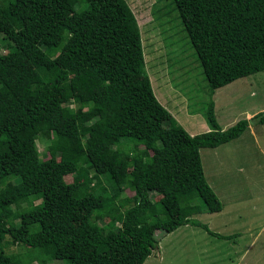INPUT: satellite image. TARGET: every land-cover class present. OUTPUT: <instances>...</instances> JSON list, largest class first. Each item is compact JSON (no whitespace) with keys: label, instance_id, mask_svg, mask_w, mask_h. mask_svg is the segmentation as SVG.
<instances>
[{"label":"trees","instance_id":"obj_1","mask_svg":"<svg viewBox=\"0 0 264 264\" xmlns=\"http://www.w3.org/2000/svg\"><path fill=\"white\" fill-rule=\"evenodd\" d=\"M171 3L210 95L264 70V0ZM0 36V264H143L158 231L236 235L191 216L223 208L200 149L235 140L249 120L222 129L209 100L207 131L178 124L153 92L126 0H0ZM250 120L264 124V110ZM14 244L30 250L8 253Z\"/></svg>","mask_w":264,"mask_h":264},{"label":"rangeland","instance_id":"obj_2","mask_svg":"<svg viewBox=\"0 0 264 264\" xmlns=\"http://www.w3.org/2000/svg\"><path fill=\"white\" fill-rule=\"evenodd\" d=\"M126 2L137 19L145 70L153 92L178 124L192 135L207 131L205 112L209 100L214 102V113L222 129L240 119L249 120L243 134L235 140L216 148L200 149L205 178L223 208L191 216L214 232L236 235L221 239L190 224L170 233L158 231V248L143 264H264V124L250 120L264 110V70L235 79L210 95L202 68L171 0ZM0 43V52H7L2 36ZM46 144L47 140L37 138L42 159L49 157ZM64 179L71 182L72 175H65ZM100 182H105L102 176ZM97 184L94 180V185ZM123 194L130 196L133 192L127 190ZM150 196L154 200L162 197L156 192ZM14 217L18 219L17 212ZM110 219V213L106 212L99 223L105 224ZM28 250L30 247L25 244L6 248L8 253L16 254Z\"/></svg>","mask_w":264,"mask_h":264}]
</instances>
